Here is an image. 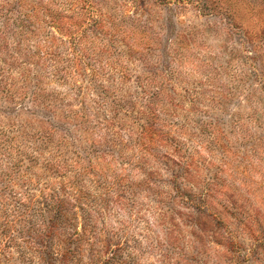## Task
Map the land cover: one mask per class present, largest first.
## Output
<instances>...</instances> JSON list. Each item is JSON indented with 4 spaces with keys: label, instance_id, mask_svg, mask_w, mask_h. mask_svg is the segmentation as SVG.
Wrapping results in <instances>:
<instances>
[{
    "label": "rangeland",
    "instance_id": "rangeland-1",
    "mask_svg": "<svg viewBox=\"0 0 264 264\" xmlns=\"http://www.w3.org/2000/svg\"><path fill=\"white\" fill-rule=\"evenodd\" d=\"M0 264H264V0H0Z\"/></svg>",
    "mask_w": 264,
    "mask_h": 264
}]
</instances>
